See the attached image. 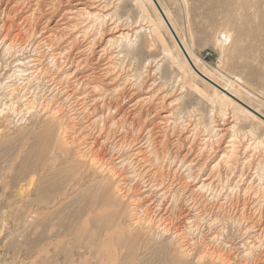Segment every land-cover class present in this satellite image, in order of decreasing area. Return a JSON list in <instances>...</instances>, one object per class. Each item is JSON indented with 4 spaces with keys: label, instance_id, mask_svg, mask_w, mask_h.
I'll return each mask as SVG.
<instances>
[{
    "label": "rangeland",
    "instance_id": "obj_1",
    "mask_svg": "<svg viewBox=\"0 0 264 264\" xmlns=\"http://www.w3.org/2000/svg\"><path fill=\"white\" fill-rule=\"evenodd\" d=\"M159 1L198 67L264 114V0ZM147 18L149 0H0V82L35 102L1 119L0 264H264V120L220 105ZM111 168L123 193L101 189Z\"/></svg>",
    "mask_w": 264,
    "mask_h": 264
},
{
    "label": "bare ground",
    "instance_id": "obj_2",
    "mask_svg": "<svg viewBox=\"0 0 264 264\" xmlns=\"http://www.w3.org/2000/svg\"><path fill=\"white\" fill-rule=\"evenodd\" d=\"M152 4H153V6H154V8L156 9V11L159 13V15H160V18H159V21L157 22V21H154L153 19H151V18H147V23L148 24H150L149 25V33L152 35V36H154L155 38H157L158 39V41L159 42H161L162 44H163V46H165V45H167V44H165V39H164V36L161 34V28H165V29H167L168 31H169V33H170V36L173 38V40H174V42H175V47L177 46V48L182 52V54H183V56H184V58H185V61L187 62V64L201 77V78H203L204 80H206L207 82H208V84H210V87L212 88V90H213V92H216V94H217V102L220 104V105H233L234 106V108H235V111L237 112L238 110H240L241 112H244V113H247V114H252V115H255L256 116V118L258 117L257 115H259L260 116V118H262L263 120H264V114H262V112H260L257 108H255V107H253L252 105H250V104H248L247 102H245V100L242 98V97H240L239 95H237L233 90H232V85H231V83H229V82H224V83H221L219 80H217V79H215V78H213V77H211V76H209V75H207L205 72H203L199 67H198V65H197V63H196V61H195V59H194V57L192 56V54H191V52H190V50L188 49V47H187V44L184 42V40H183V38L179 35V32L177 31V29H176V27L174 26V23H173V21H171V19H170V17H169V15H168V13L166 12V10H165V8L163 7V5L161 4V2L159 1V0H149ZM153 1V2H152ZM85 11H86V9H85ZM86 13H88V12H86ZM146 13V12H145ZM148 14V13H147ZM92 16V15H91ZM95 16V15H94ZM130 24V23H129ZM127 25V24H126ZM146 25V24H145ZM144 25V26H145ZM139 27V26H138ZM130 28H131V25H129V27H128V29H127V27L126 28H124L123 30V32L122 33H120L119 35H117V39H116V41L117 42H124L123 40H129V43H131L132 42V40H130V38L131 37H133V35L134 34H129V32H125V31H127V30H129V31H131L130 30ZM133 28V27H132ZM142 28H144V27H142ZM139 30H141V29H139ZM135 33H136V31H135ZM138 33V32H137ZM136 35V37H137V34H135ZM7 39V38H6ZM136 40H137V38H136ZM5 41V40H4ZM167 47V46H166ZM8 49H13V47L12 46H10V44H9V46H8ZM117 51V50H116ZM164 52L167 54V55H170L171 54V51L169 50V49H165L164 48ZM25 60V59H24ZM19 62V61H18ZM22 62L20 61L19 62V64H21ZM23 64V63H22ZM39 65V64H38ZM34 66V65H33ZM24 67V66H23ZM21 68V67H20ZM27 70V69H26ZM19 72H20V74H17L16 75V77H18V79L20 80V79H23V80H28L27 82H31V80H29V78H26L25 76H27V75H29V73H26V71L25 70H20L19 69ZM14 79V78H13ZM16 80V79H15ZM12 82V81H11ZM29 82V83H30ZM13 84V83H12ZM12 84H4L3 82H0V100L2 101V100H5L6 99V102L4 103V108H3V110L2 111H0L1 113L0 114H2L3 112H5V113H3L2 115H0V128L4 125L3 124V121L1 120V119H3L4 117H5V114H8V111H10V112H13V113H17V106L18 105H16V103H18V102H20L21 100H23V102H25V101H29V102H27L26 104H24L23 106L24 107H28V105H29V107H28V109H30V111H33V108H34V103L35 102H31V100H28V98H26L28 95H26V97L25 98H23L24 96H25V94H23V96L22 97H20V94L21 93H19V91L17 90V86L16 87H14L15 86V84L14 85H12ZM27 84V83H26ZM32 86V85H31ZM3 90V91H2ZM4 90H6V93L4 92ZM4 93V94H3ZM1 94H3L2 96H1ZM9 95H11L10 96V98H9V100H12V102H10L9 100V102L7 101V98H8V96ZM30 95V94H29ZM31 96V95H30ZM17 98V100H14V99H16ZM149 98V97H148ZM36 100V99H35ZM174 103V102H173ZM214 103H216V102H214ZM6 109L8 110V111H6ZM129 112H131V111H129ZM258 119H259V117H258ZM261 119V120H262ZM262 120V121H263ZM234 127V126H233ZM232 148H234V146H233V143L230 145ZM193 161V160H192ZM104 159L100 156V154H98V155H93L92 157H91V164L92 165H95V166H99V167H102V166H104ZM215 168H217V167H215ZM140 170V169H139ZM110 173H111V176H110V178L113 180H111L110 179V181L111 182H108L107 184H102V187H101V189H106L107 187H112V183L114 184V191H115V193H119L120 191H121V193H123V189H122V187H121V185L120 184H118L119 186H116L115 185V182H118L119 183V180L121 181L123 178H121V174H119L118 173V171H116V169H114V168H111L110 170ZM148 173V172H147ZM121 178V179H120ZM138 178V177H137ZM149 178V177H148ZM195 178V177H194ZM124 180V179H123ZM115 181V182H114ZM125 181V180H124ZM126 181H127V179H126ZM142 182V181H141ZM186 182V181H185ZM124 183V182H123ZM125 184V183H124ZM123 185V184H122ZM126 186V185H125ZM148 186V185H147ZM132 187V186H131ZM141 187V186H140ZM185 188V187H184ZM204 188H207V189H210V188H212V185L209 183V184H205V183H203L201 186H200V189H198L199 191L200 190H203ZM126 190V189H125ZM128 191V190H127ZM126 192V191H125ZM217 192V191H216ZM125 197L126 198H128L127 197V195L125 194ZM140 198V197H139ZM143 198V197H142ZM228 198V197H227ZM214 203V202H213ZM163 205V204H162ZM135 209V208H134ZM147 209H149L148 207H147ZM158 209V208H157ZM161 210V209H160ZM146 210L144 209V212H145ZM178 212V211H177ZM141 213V212H140ZM143 213V212H142ZM147 213V212H146ZM151 213V212H150ZM139 214V213H138ZM174 214V213H173ZM178 214V213H177ZM141 215V214H140ZM143 215H145V213L143 214ZM155 215V214H154ZM171 215V214H170ZM173 216V215H172ZM218 216V215H217ZM216 216V217H217ZM180 217V216H179ZM197 217V216H196ZM215 217V218H216ZM166 218V217H165ZM153 219H154V217H153ZM153 219L152 218H150L149 219V223H148V225L149 224H153L154 223V221H156L155 219H154V221H153ZM174 219H176V217L174 218ZM217 219V218H216ZM162 219H161V216H160V221H161ZM180 220V219H179ZM189 220V219H188ZM204 220V219H203ZM215 220V219H214ZM213 220V221H214ZM218 220H219V218H218ZM141 217H139V220H136V222L135 223H138V224H141ZM159 221V222H160ZM165 221V220H164ZM163 221V222H164ZM167 221V220H166ZM173 221V220H172ZM197 221V220H196ZM158 222V221H157ZM158 222V223H159ZM162 222V221H161ZM186 222V221H185ZM166 223V222H165ZM177 223V222H176ZM180 223V222H179ZM188 224L189 223H191V226H190V231L192 230V231H198V232H200L199 230H198V225H197V223H198V221H197V223H195V221L194 220H189V222H187ZM200 223V222H199ZM162 224V223H161ZM160 224V225H161ZM182 224V223H181ZM186 224V223H185ZM214 224H215V222H214ZM164 225V224H163ZM166 225V224H165ZM167 225H169L168 223H167ZM173 225V224H172ZM170 226V225H169ZM166 227H168V226H164V229L166 230V232H168L169 233V229L168 228H166ZM170 228V227H169ZM202 228V227H201ZM200 228V229H201ZM186 229V228H185ZM255 229V228H254ZM185 231V230H184ZM184 231H180L181 233L183 232V233H185ZM198 232H197V234H198ZM219 232V231H218ZM196 233V232H195ZM194 233V234H195ZM202 232H200V234H201ZM222 233V232H221ZM220 233V234H221ZM201 235H203V233L201 234ZM199 236V235H198ZM204 236V235H203ZM222 236V235H221ZM204 238V237H203ZM206 238V237H205ZM195 239H197V238H195ZM219 239H220V235L219 234H217V235H215V236H213V237H211V240H212V242L214 243V241L215 242H217V241H219ZM222 239V238H221ZM208 240V239H207ZM199 241V240H198ZM204 241V240H203ZM205 241H206V239H205ZM196 242H197V240H196ZM196 242H193V244L194 245H196ZM211 242V241H210ZM228 242V241H227ZM248 242H252V241H248ZM206 243V242H205ZM212 243V244H213ZM253 243V242H252ZM209 245H211V244H209ZM212 246V245H211ZM254 247V245L253 244H251V247H247L246 249L248 250L247 252H246V256L247 255H250V253L252 254V249H253V247ZM244 247V246H243ZM210 248V247H209ZM214 248V247H213ZM208 253V254H207ZM207 253H205V254H203V256L202 257H207L208 255L213 259V260H216V261H220L221 263H229V264H233V263H235V264H237L236 262H234V261H232V259L230 258V257H226V256H224L223 254H222V252L220 251V250H218V249H211L210 251H207ZM251 256V255H250ZM249 256V257H250ZM248 257V258H249ZM252 257V256H251ZM202 259V258H201ZM247 259V258H246ZM254 260V259H253ZM252 260V258H251V260L250 261H248V262H246V263H244V264H254V261ZM261 260V259H260ZM252 261V262H251ZM256 262V261H255ZM238 264H240V263H238ZM243 264V263H242Z\"/></svg>",
    "mask_w": 264,
    "mask_h": 264
}]
</instances>
